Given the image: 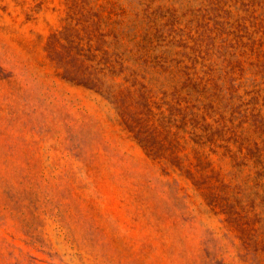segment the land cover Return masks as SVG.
<instances>
[{"label":"rangeland","instance_id":"374dc122","mask_svg":"<svg viewBox=\"0 0 264 264\" xmlns=\"http://www.w3.org/2000/svg\"><path fill=\"white\" fill-rule=\"evenodd\" d=\"M64 12L0 0V264H264V240L62 78L45 45Z\"/></svg>","mask_w":264,"mask_h":264},{"label":"trees","instance_id":"16d2710c","mask_svg":"<svg viewBox=\"0 0 264 264\" xmlns=\"http://www.w3.org/2000/svg\"><path fill=\"white\" fill-rule=\"evenodd\" d=\"M64 5L45 45L62 78L108 98L150 158L264 240V0Z\"/></svg>","mask_w":264,"mask_h":264}]
</instances>
